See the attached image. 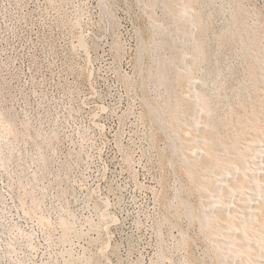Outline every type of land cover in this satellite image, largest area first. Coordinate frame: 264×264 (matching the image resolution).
<instances>
[{
	"label": "rangeland",
	"instance_id": "rangeland-1",
	"mask_svg": "<svg viewBox=\"0 0 264 264\" xmlns=\"http://www.w3.org/2000/svg\"><path fill=\"white\" fill-rule=\"evenodd\" d=\"M260 150L264 0H0V264H264Z\"/></svg>",
	"mask_w": 264,
	"mask_h": 264
},
{
	"label": "bare ground",
	"instance_id": "bare-ground-1",
	"mask_svg": "<svg viewBox=\"0 0 264 264\" xmlns=\"http://www.w3.org/2000/svg\"><path fill=\"white\" fill-rule=\"evenodd\" d=\"M158 1H159V0H158ZM168 1H169V0H168ZM179 1H180V0H179ZM154 2H155V1H154ZM190 2H192V1H190ZM177 4H178V3H177ZM179 4H180V2H179ZM188 8H189V7H188ZM178 9H179V8H178ZM186 9H187V6H186ZM240 9H241V7H240ZM176 10H177V9H176ZM179 10H180V9H179ZM188 10H191V8L188 9ZM181 11H183V10H181ZM186 12H187V11H186ZM203 12H204V11H203ZM175 13H176V12H175ZM179 13H180V15H181V13H185V12H179ZM186 14H187V13H186ZM202 14H203V13H202ZM173 16H175V15H173ZM170 17H171V16H170ZM189 17L191 18L192 16H189ZM197 17H198V16H196V18H197ZM183 19H184V17H183ZM183 19H180V21H181V20L183 21ZM192 19H194V18H192ZM173 20L176 21V20H178V19L175 18V19H173ZM186 20H187V19H186ZM203 20H204V19H203ZM188 21H189V20H188ZM188 21H185V22L190 23V22H188ZM154 22H155V20H154ZM173 22H174V21H173ZM173 22H172V23H173ZM203 22H204V21H203ZM172 23H171V24H172ZM176 23H177V22H176ZM245 23H246V22H245ZM174 24H175V22H174ZM248 24H249V23H248ZM254 24H255V23H254ZM175 25H176V24H175ZM177 25H178V24H177ZM177 25H176V26H177ZM179 25H180V24H179ZM181 25H182V23H181ZM183 25H184V24H183ZM190 25H191V24H190ZM249 25H250V24H249ZM255 25H256V24H255ZM172 26H173V25H172ZM157 27H158V29H159L160 25H158ZM168 27H171V25H169ZM182 27H183V26H182ZM182 27L180 26V28H182ZM187 27L190 28V26H188V25H187ZM187 27H186V28H187ZM249 27H251V25H250ZM171 28H173V27H171ZM178 28H179V27H178ZM246 28H247V26H246ZM156 29H157V28H156ZM154 30H155V29H154ZM171 30H172V29H171ZM178 30H179V29H178ZM187 30H188V28H187ZM189 30H190V29H189ZM248 31H249V30H248ZM165 32H166V31H165ZM168 32H169V29H168ZM168 32H167V33H168ZM249 32H250V31H249ZM171 33L173 34L172 31H171ZM180 33H182V30H181V32L179 31V34H180ZM185 33H186V32H185ZM187 34H188V33H187ZM201 34H202V33H201ZM253 34H254V33H253ZM168 35H169V34H168ZM168 35H167V36H168ZM180 35H181V34H180ZM192 35H193V34H192ZM169 36H171V34H170ZM187 36H188V35H187ZM203 36H204V35H203ZM255 36H256V35H255ZM165 37H166V36H165ZM252 37H253V36H252ZM168 38H169V37H168ZM183 38H184V37H183ZM169 39H171V38H169ZM167 40H168V39H167ZM172 40H173V39H171V41H172ZM188 40H189V39H188ZM203 40H204V38H203ZM223 40H224V39H223ZM168 41H169V40H168ZM173 41H174V40H173ZM186 41H187V40H186ZM166 42H167V41H166ZM187 42H190V41H187ZM167 43H169V42H167ZM173 43H175V42H173ZM183 43H184V42H183ZM185 43H186V42H185ZM192 43H193V39H192ZM251 43H252V42H251ZM251 43H250V44H251ZM186 44H187V43H186ZM170 45H171V43H170ZM187 45H188V44H187ZM191 45H192V44H191ZM255 45H256V44H255ZM255 45H254V46H255ZM164 46L167 47L166 45H164ZM173 46H174V45H173ZM181 46H182V45H181ZM184 46H186V45L184 44ZM184 46H183V47H184ZM188 46H189V45H188ZM188 46H186V47H188ZM186 47H184V48L186 49ZM169 48H170V47H169ZM174 48H176V47H174ZM188 48H189V47H188ZM180 49H181V48H180ZM191 49H192V47H191ZM259 49H260V48H259ZM172 50H173V49H172ZM186 50H187V49H186ZM194 50H196V49H194ZM260 50H261V49H260ZM161 51H162V50H161ZM167 51L170 52L169 50H167ZM187 51H188V50H187ZM205 51H206V50H205ZM158 52H159V51H158ZM189 52H190V51H189ZM192 52H193V51H192ZM192 52H191V53H192ZM206 52H207V51H206ZM170 53H172V52H170ZM170 53H168V54H170ZM176 53H177V54L179 53V55H178V58H179L180 54H181V57H185L184 55L182 56V54H183V53H186V52L180 53V50H179V52H176ZM157 54H158V53H157ZM157 54H156V55H157ZM177 54H176V56H177ZM159 55H160V54H159ZM171 55H172V54H171ZM254 55H256V54L254 53ZM206 56H207V54H206ZM256 56H257V55H256ZM162 57H163V56H162ZM159 58H160V56H159ZM167 58H168V57H167ZM167 58H165V59H167ZM169 58H170V56H169ZM253 58H256V57L254 56ZM190 59H191V58H190ZM190 59H189V60H190ZM259 59H260V58H259ZM159 60H160V59H159ZM182 60H183V59H181V61H182ZM184 60H185V59H184ZM177 61H178V59H177ZM177 61H176L175 63H177ZM191 61H192V60H191ZM173 62H174V61H173ZM256 62H257V60H256ZM260 62H261V61H260ZM166 63H167V62H166ZM166 63L164 62V64H165V68L168 67V65H167V67H166ZM183 63H184V62H183ZM171 64H172V63H171ZM261 64H262V62H261ZM182 65H183V64H182ZM195 65H196V64H195ZM197 65H198V64H197ZM175 66H176V65L174 64V68H175ZM179 66H180V65H179ZM184 66H186V65H184ZM177 67H178V66H177ZM177 67H176V68H177ZM260 68H261V66L259 67V69H260ZM172 69H173V66H172ZM172 69H171V70H172ZM169 70H170V69H169ZM174 70H175V69H173V71H174ZM187 70H189V69L186 68V71H187ZM260 70H261V69H260ZM154 72H155V71H154ZM174 72H175V71H174ZM189 72H190V70L188 71V73H189ZM169 73H170V72H169ZM172 73H173V72H172ZM172 73H171V74H172ZM173 74H174V73H173ZM168 75H169V74H168ZM250 75H251V74H250ZM164 76H165V75H164ZM169 76L171 77V75H169ZM161 77L164 79L163 75H162ZM170 77H168V78H170ZM187 77H189V76H187ZM250 77H251V76H250ZM262 77H263V76H262ZM170 79H171V78H170ZM170 79H167V82H168V80L170 81ZM171 80H172V79H171ZM173 80H174V79H173ZM162 81H163V80H162ZM174 81H175V80H174ZM221 81H222V80H221ZM256 81H257V80H256ZM169 83H170V82H169ZM169 83H168V84H169ZM193 83H194V82H193ZM171 84H173V83H171ZM166 85H167V83H166ZM192 85L194 86V84H192ZM172 86H174V85H171V87H172ZM165 87H166V86H165ZM169 87H170V86H169ZM172 88H174V87H172ZM172 88H171V90H172ZM197 88H199V86H197ZM166 89H167V87H166ZM169 89H170V88H169ZM193 89H194V88H193ZM172 91H173V90H172ZM172 91H171V92H172ZM194 91H196V89L193 90V93H194ZM262 91H263V90H262ZM196 92H197V91H196ZM176 93H177V92H176ZM198 93H199V92H198ZM205 93H207V92L205 91ZM171 94H172V93H171ZM203 95H204V93H203ZM212 95H213V94H212ZM212 95H211V96H212ZM197 96H198V95H197ZM191 97H193V96H191ZM191 97H190V98H191ZM192 99H195V96H194V98H192ZM205 99H207V98H205ZM210 99H212V98H210ZM210 99H209V101H210ZM172 100H173V98H172ZM176 100H177V99H176ZM196 100H197V102H200V103H201V102H203V103L205 102V101H204V98H203L202 96H198ZM193 101H194V100H193ZM212 101H213V99H212ZM212 101H211V103H213ZM214 101H215V100H214ZM216 101H217V100H216ZM193 104H194V103H193ZM208 104H209V103H208ZM213 104H214V103H213ZM209 105H210V104H209ZM211 105H212V104H211ZM211 105H210V106H211ZM195 106L197 107V108L195 109V112L197 113V109L199 108V107H198V104L195 105ZM210 106H209V107H210ZM249 107H250V106H249ZM203 108H205V107H203ZM210 108L212 109V108H213V105H212ZM200 109H202V108H200ZM200 109H198V112H199ZM216 109H217V108H216ZM193 110H194V109H193ZM212 110H213V109H212ZM200 111H201V110H200ZM203 112H204V111H203ZM199 113H200V112H199ZM199 113H198V114H199ZM191 114H192V113H191ZM262 114H263V113H262ZM194 116H195V115H194ZM197 116H198V115H197ZM192 117H193V116H192ZM252 120H253V119H252ZM187 121H188V120H187ZM197 121H198V120H197ZM198 122H199V121H198ZM217 122H218V121H217ZM232 122H233V121H232ZM203 123H204V122H203ZM197 124H198V123H196V125H197ZM215 124H216V123H215ZM199 125H201V124L199 123ZM202 125H203V124H202ZM188 126H189V124H188ZM194 127L196 128V126H193V128H194ZM218 127H219V126H218ZM195 128H194V129H195ZM189 134H190V133H189ZM196 134H197V133H196ZM174 135H175V134H174ZM234 135H235V134H234ZM175 137H176V136H175ZM196 139H197V137H196ZM199 139H201V138L199 137ZM199 139H198V140H199ZM257 141H258V140H257ZM228 143H229V142H228ZM257 143H258V142H256V144H257ZM259 143H260V141H259ZM253 144H255V142H253ZM260 144H261V143H260ZM258 145H259V144H258ZM216 148H218V147H216ZM260 148H261V147H260ZM219 149H220V148H219ZM197 152H198V149H197ZM197 152H196V154H197ZM256 152H258V153H257L256 155H253V156H256V158H260L259 155L262 154L264 151H263L262 153H260V154H259V152H261V150H260V151H256ZM181 155H182V154H181ZM198 155H199V152H198L197 156H198ZM257 156H258V157H257ZM252 158H253V157H252ZM254 158H255V157H254ZM242 160H243V159H242ZM253 160H254V159H253ZM256 160H257V159H256ZM256 160H255V161H256ZM228 162H229V161H228ZM243 162H244V161H243ZM259 163H260V162H259ZM245 164H246V163H245ZM253 164H254V163H253ZM255 164H257V163H255ZM234 165H235V164H234ZM240 165H241V164H240ZM243 165H244V163H243ZM244 166H245V165H244ZM231 167H232V166H231ZM233 168H234V167H233ZM238 169H239V168H238ZM252 169H253V167H252ZM220 170H221V169H220ZM232 170H233V169H232ZM233 171H234V170H233ZM261 171H262V170H261ZM231 172H232V171H231ZM231 172H230V173H231ZM235 172H236V171H234V173H235ZM223 174H224V173H223ZM235 174H236V173H235ZM218 175H219V174H218ZM226 175H227V172L225 173V176L223 175L222 177H224V179H226ZM230 176H231V175H230ZM247 176H248V175H247ZM208 177H209V176H208ZM232 177H234V176H232ZM248 177H249V176H248ZM238 178H239V176H238ZM213 180H214V179H213ZM249 180H250V179H249ZM214 181H215V180H214ZM216 181H217V180H216ZM216 181H215V182H216ZM223 181H224V180H223ZM217 182H218V181H217ZM221 183H222V182H221ZM224 183H225V182H224ZM261 183H262V182H260V184H261ZM214 185H215V184H214ZM216 185H217V183H216ZM263 185H264V183H262V187H263ZM217 186L220 187L219 185H217ZM217 186H216V190L218 189ZM258 186H259V184H256V190L259 189ZM260 186H261V185H260ZM236 187H238L237 184H236V186H233V189L236 188ZM213 188H214V187H213ZM213 188H212V189H213ZM240 188H241V190H242V187H241V186H240ZM240 188H239V187L237 188L238 191L240 190ZM241 190H240V192H241ZM213 191H215V189H214ZM213 191H212V192H213ZM226 191H227V190H226V188H225V192H224V194L226 193ZM230 191L233 192V190H230ZM250 191H251V190H250ZM215 192H216V191H215ZM251 192H253V191H251ZM254 192H255V190H254ZM213 193H214V192H213ZM217 193H218V192H217ZM217 193H214V194L217 195ZM233 193H234V192H233ZM233 193H232V194H233ZM237 193L239 194V192H237ZM257 193H259V192H257ZM224 194H223V195H224ZM229 194H231V193H229ZM232 194H231V195H232ZM253 195H256V194H253ZM253 195H252V196H253ZM257 195H258V194H257ZM252 196H251V197H252ZM212 197H213V196H212ZM223 197H225V195H224ZM226 197H227V196H226ZM228 197H230V195H229ZM206 198H207V197H206ZM206 198H205V199H206ZM210 199H212V198H209V199L207 198V200H210ZM231 199H232V198H231ZM212 200H213V199H212ZM248 200H249V199H248ZM210 201H211V200H210ZM246 201H247V200H246ZM213 202H214V201H213ZM244 202H245V201H243V203H244ZM231 203H232V202H230V204H231ZM216 204H218V203H216ZM245 204H247V203H245ZM248 204H249V203H248ZM208 205H210V203H209ZM219 205H220V204H219ZM246 206H247V205H246ZM206 207H207V208H210V207L207 206V205H206ZM206 207H205V208H206ZM243 208H244V213L246 214V216H248L247 214H249V213H248L249 211L247 210V213H246V209H245V208H247V207H243ZM207 210H208V209H207ZM210 210H212V209H210ZM242 210H243V209H242ZM254 210H255V208H254ZM252 211H253V210H252ZM252 211H251V212H252ZM202 212H203V211H202ZM253 212H254V211H253ZM254 213H255V212H254ZM202 214H204V213H202ZM240 215H241V213H240ZM248 217H250V215H249ZM197 218H198V217H197ZM247 219H248V218H247ZM203 220H204V223H209L210 218H209V216H208V217H205ZM242 221H243V220H242ZM231 226H232V225H231ZM231 226H230V227H231ZM247 226H248V225H247ZM231 228H233V230L231 229V230H232V233H233V232L235 233V230H236L237 228H236V227L234 228V226H232ZM229 229H230V228H229ZM234 229H235V230H234ZM239 229H240V228H239ZM239 229H238V230H239ZM231 230H230V231H231ZM238 230H237V231H238ZM241 231H243V230H241ZM214 234H215V233H214ZM250 234H251V233H250ZM220 236H221V235H220ZM248 236H249V235H248ZM251 236H252V235H251ZM242 237H244V236H242ZM263 237H264V236H263ZM223 238H225V237H223ZM226 238H227V237H226ZM252 239L254 240V238H252ZM252 239H251V240H252ZM227 240H229V239H227ZM242 241H244V240L242 239ZM249 241H250V240H249ZM249 241H248V240H245V241H244V242H245L244 244H245V245L248 244ZM250 242H251V241H250ZM254 242H255V241H254ZM226 244H227V242H226ZM230 245H231V244H230ZM253 245H258V244H253ZM226 247H227V245H226ZM236 247H237V246H236ZM257 247H258V246H257ZM256 249H257V248H256ZM259 249H260V248H259ZM223 250H225V248H224ZM260 250H261V249H260ZM227 251H228V250H227ZM236 251H239V250H236ZM262 251H263V250H262ZM262 251H261V252H262ZM231 254H232V253H231ZM234 254H235V252H234ZM237 254L240 255V253H237ZM237 254H236V255H237ZM242 254H243V252H242ZM260 254H261V253H260ZM262 254H263V253H262ZM220 255H221V258H222V254H220ZM220 255H219V256H220ZM239 255H238V256H239ZM263 255H264V254H263ZM228 256H229V255H228ZM217 257H218V255H217ZM223 257H224V256H223ZM236 257H237V256H236ZM236 257H235V258H236ZM233 258H234V256H233ZM259 258H260V259H263V258H261L260 256H259ZM222 259H223V258H222ZM228 259H229V257H228ZM229 261H233V262H234V259H232V260L230 259ZM233 262H229L228 264H230V263L232 264ZM244 264H245V263H244Z\"/></svg>",
	"mask_w": 264,
	"mask_h": 264
}]
</instances>
